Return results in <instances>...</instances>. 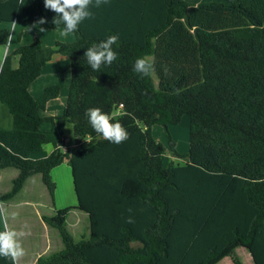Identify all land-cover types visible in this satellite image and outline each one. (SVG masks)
Listing matches in <instances>:
<instances>
[{
  "label": "trees",
  "instance_id": "1",
  "mask_svg": "<svg viewBox=\"0 0 264 264\" xmlns=\"http://www.w3.org/2000/svg\"><path fill=\"white\" fill-rule=\"evenodd\" d=\"M191 1L109 0L91 8L93 18L72 33L75 40L51 50L70 64L60 116L41 114L61 80L37 99L29 92L50 59H38L40 41L5 55L0 102L13 128L0 129V170L18 174L0 200L15 197L38 174L53 204L51 171L64 162L77 200L42 217L63 248L36 264H217L225 257L243 264L237 248L264 264V0ZM55 18L44 0H0V23L44 19L47 29H63ZM111 35L119 37L117 60L92 70L84 52ZM9 38L10 30L0 29V46ZM138 58L152 63L150 75L133 71ZM90 108L113 116L129 139L116 145L100 138L88 122ZM183 116L186 162H165L167 154L182 158L167 128ZM44 123L69 124L77 147L63 153L40 129ZM153 126L165 130L166 146L152 137ZM48 145L54 150L47 157L32 158ZM70 210L87 214L88 239L74 242L67 232ZM0 264L12 262L0 257Z\"/></svg>",
  "mask_w": 264,
  "mask_h": 264
},
{
  "label": "crops",
  "instance_id": "2",
  "mask_svg": "<svg viewBox=\"0 0 264 264\" xmlns=\"http://www.w3.org/2000/svg\"><path fill=\"white\" fill-rule=\"evenodd\" d=\"M203 1H205V0H192L191 2L193 4H198V3L203 2ZM11 25H13V24L0 23V29L9 30L8 27ZM25 25L28 26L27 24H25ZM26 26L23 29L18 31V34H16V40H15L16 43L15 44H12V42L10 43L9 49L7 50V53L13 51L19 45L24 44L23 40L25 39V36H24L23 30L25 31V30H28L29 28H33L32 26H34V25H29L30 27H26ZM38 28H39L38 30L41 29L40 27H38ZM15 29H16V24H15ZM57 29H61V28H57ZM32 31H34V30L32 29ZM35 33L37 34L38 31H35ZM36 34H34V35H36ZM69 34H72V33H69ZM72 36H73V39H72V37L68 36L64 42H66V43L73 42L75 40V36L73 34H72ZM33 40H35V39H33ZM33 40H31V41H33ZM55 42H59V41H54L50 44L51 50L53 49ZM42 49L43 48L41 45V50ZM39 52H38V54H39ZM38 59H40V58L38 57ZM2 62H3V60L0 59V68H1ZM58 62L62 63V66L64 69H65V66L69 67V71H70V64H69L68 59L63 58L61 61L58 60ZM44 72H45V65L42 68V72H41L40 76H42L44 74ZM69 81H70V79H69ZM34 82L30 85L29 92L33 98L37 99L39 97H37L36 95H39L41 88L37 87L36 89H34V86H35ZM33 92H35L36 95H33ZM39 96H41V94ZM42 116L43 117H55L57 115L49 113V114H46L45 116L44 115H42ZM50 124H51V127H43V124H42L40 126V129L42 131L51 132L56 143L58 144V147L65 146L68 148V151H71L77 147L78 144L74 141V139H71L72 128L69 124L64 125V126H59V125H56L54 123H50ZM12 128H13L12 116H11L8 108L0 102V129L12 130ZM151 134H152V130H151ZM81 142L82 141L80 140L79 143H81ZM51 152H52V150L50 151L48 146H44L43 150L40 153L33 155L32 158L34 160L42 159V158L47 157ZM169 159H171V162H172V159H174V157L171 156V157H169ZM4 170L0 171V197L3 194H5L6 192H8V190L10 188L9 181H12L16 177V175L18 174V172H15V171H4ZM6 170H10V169H6ZM6 172H8V173H6ZM5 174H7L6 180L4 179ZM51 177H52V180L54 181V183L56 185L55 192H54L53 204L48 203L47 195L43 191V189H41V187H38V189H32V187H30L31 185H30V183H28V180L32 179V177L29 178L25 182L23 188L18 193V195H19L21 192H23L25 190L27 192L26 198H22L17 203L8 204V205H6L5 202H2L0 200V205H3V208H4V206H8L10 208H15V207H19V206H26V207H30L32 209L31 214L30 213L26 214L23 211H13V209H12V211H11L12 216H11V218H9V220L6 219L5 215L0 216V231H4L5 228H7L8 230H14L17 232H24L25 233V235L20 238V242L22 244V247L24 248L25 255L18 260L17 264H36L37 260L41 256L48 255L49 251L52 249V246L55 247V250H57V249L61 250L62 249V243L58 237H54L52 239L49 238L50 237V230H49L50 226H48L43 221L42 217L54 214L56 210L74 206L77 204V200L75 203L74 199L76 198V196H75V198L74 197L72 198L70 195H65V193H64V187L65 186L69 187L70 185H73L71 168L69 167L67 162H64L60 166L54 168L51 171ZM73 192H74V186H73ZM44 208H49V211L40 210V209H44ZM73 211H76V210H71V211H69V213L73 212ZM30 219H31L32 224H30ZM66 221H67V219H66ZM71 226L73 227V229H77L76 228L77 225H76L75 221L73 224H71ZM75 231H77V230H75ZM88 233H90L89 229H88ZM70 236L72 237L74 242L86 240L90 237V235H87L86 238H82V239L76 241L74 239L73 235H70ZM80 237H84V236L81 235ZM132 246L137 247L138 244L133 243ZM235 251H236V254L240 257L243 264H254L252 261L251 255L249 254V252L246 249L237 248ZM217 264H232V261L229 257H225L222 260H220Z\"/></svg>",
  "mask_w": 264,
  "mask_h": 264
},
{
  "label": "rangeland",
  "instance_id": "3",
  "mask_svg": "<svg viewBox=\"0 0 264 264\" xmlns=\"http://www.w3.org/2000/svg\"><path fill=\"white\" fill-rule=\"evenodd\" d=\"M27 25L28 26H26L25 24H18V25L16 24V29H15V26H13V25L8 27L10 30V38H9L8 44L6 46H0V59L3 60L5 54L7 53V50L9 49L10 43L11 42H12V44L16 43L15 40H16V34H18V31L23 29L25 26L30 27L29 25H34V26H32L33 28H29L28 30H25V31L23 30V33L25 36V39L23 40L24 44L29 43V41L31 42V40H33V39L39 40L43 49L39 52L38 57L40 59L50 58L49 62H47L45 65L44 74L42 76H40V78H38L34 82L35 83L34 89H36L37 87L41 88V91L39 93V95H40L43 93L45 88L52 86L54 84H57L58 81L61 80V82L63 83V87L61 88L57 98L49 101L47 106H46L45 111L42 113V115H44V116L46 114H49V113L60 116L63 112L66 97L68 94L70 71H69V67L65 66V69H64L62 66V63L58 62V60L61 61L63 58L65 59L66 57L61 56L59 54H51L50 44L54 41L64 42L68 36L72 37V39H73V36H72V34H68V36L64 35L63 29L50 30V29H47L46 27H44L43 25H40V24H27ZM38 27L43 28L44 31L42 32V31L38 30L39 29ZM32 29L34 31H32ZM35 31H38V33L36 34ZM34 34H36V35H34ZM152 78H153L154 84L156 86L157 81H156L155 76L152 75ZM33 95H36L35 92H33ZM39 95H36V96L40 97ZM43 127H51V124L45 123V124H43ZM151 130H152V137L157 142H160L164 146H166L167 141H166V138L164 135L165 130L163 129V127L153 126L151 128ZM167 130H168L169 134L171 135L172 139L175 141V149H176L177 153L180 154V156L182 157V158L174 157V159H172V163L173 164H183L184 162H186L185 156L187 155L188 148H189L188 147V138H189V118H188V116H183L178 125L169 126L167 128ZM71 139H73L72 136H71ZM169 157H171V156L168 154L165 156V158H164L165 162H169V161L171 162V159H169ZM0 171H3V170H0ZM4 171H15V172H17V170L11 169V168H10V170L5 169ZM6 173H8V172H6ZM31 177H32V179L28 180ZM29 178L27 180H28V183H30V185H31L30 187H32V189H38V187H41V189H43V191L47 195L48 203H51L50 196L48 194L46 187L43 185V183L41 181L40 175L35 174V175L30 176ZM4 179L5 180L7 179V174H5ZM12 181H9L10 188L8 191H10V189L12 187ZM64 193H65V195H70L72 198L73 197L75 198V194L73 192V185H70L69 187L65 186L64 187ZM26 196H27V192L24 190L23 192H21L19 195L17 194L12 199L2 201V202H5L6 205L13 204V203H17L22 198H26ZM74 201L76 203V198L74 199ZM4 209L6 212L5 216H6L7 220H9V218H11V216H12L11 215L12 209H13V211H23L26 214H28V213L31 214V212H32V209L30 207H26V206H19V207H15V208H10L8 206H4ZM40 210L49 211V208H44V209H40ZM85 214L86 213H84L82 211L76 210V211L70 212L66 216L67 221L65 224V228L70 235H73V237L76 241H78L82 238H86V236L89 235V233H88L89 222H88L87 214L86 215ZM52 215L53 214L47 215V216H52ZM74 221L76 222V225H77L76 228L77 229H73V227L71 226V224H73ZM30 224H32L31 219H30ZM49 230H50V237H49L50 239H52L54 237H58L60 239V236H59L56 229L49 227ZM75 230H77V231H75ZM81 235H83L84 237H80ZM60 241H61V239H60ZM62 248H63V245H62ZM57 250H55V247L52 246V249L49 251L48 254H52V253H56V252L60 251V250H58V251Z\"/></svg>",
  "mask_w": 264,
  "mask_h": 264
},
{
  "label": "clouds",
  "instance_id": "4",
  "mask_svg": "<svg viewBox=\"0 0 264 264\" xmlns=\"http://www.w3.org/2000/svg\"><path fill=\"white\" fill-rule=\"evenodd\" d=\"M108 3L109 0H44V7L56 14L53 23L56 25L63 24V34L68 35L76 32L83 21L93 18L91 8H100ZM44 23H46L44 19L39 21L41 25ZM13 26H15L14 23ZM40 30L44 31L43 28ZM118 40V35H111L84 52V57L92 70L99 71L102 66H111L117 60V53L113 50V45ZM133 71L141 76H148L153 71V65L146 58H138L134 62ZM86 116L93 131L100 138L116 145L129 139L127 129L119 121L113 123V116L100 108H90ZM48 148L50 151L54 150L52 145H48ZM3 215H6V212L3 205H0V216ZM126 222L133 223V220L129 218ZM24 235V232L8 230L7 228L0 231V257L10 259L12 264H17L18 260L25 255L20 242V238Z\"/></svg>",
  "mask_w": 264,
  "mask_h": 264
},
{
  "label": "built area",
  "instance_id": "5",
  "mask_svg": "<svg viewBox=\"0 0 264 264\" xmlns=\"http://www.w3.org/2000/svg\"><path fill=\"white\" fill-rule=\"evenodd\" d=\"M60 150L63 152V153H66L68 151V148L65 147V146H62L60 147Z\"/></svg>",
  "mask_w": 264,
  "mask_h": 264
}]
</instances>
